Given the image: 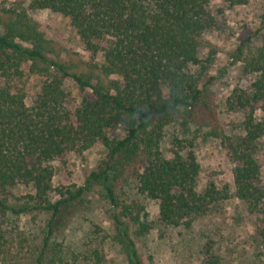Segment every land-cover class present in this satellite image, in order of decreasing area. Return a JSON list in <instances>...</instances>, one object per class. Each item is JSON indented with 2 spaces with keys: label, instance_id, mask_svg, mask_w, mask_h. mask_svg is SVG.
<instances>
[{
  "label": "trees",
  "instance_id": "1",
  "mask_svg": "<svg viewBox=\"0 0 264 264\" xmlns=\"http://www.w3.org/2000/svg\"><path fill=\"white\" fill-rule=\"evenodd\" d=\"M221 1L228 7L250 2ZM208 5L209 0H14L9 7L0 3V264L7 215L33 211L49 215L43 248L35 259V264H46L52 237L83 204L86 191L74 184L54 185L53 162L64 167L70 153L81 154L96 145L106 156L90 179L102 180L116 236L130 264H143L131 224L141 235L150 225L142 221L139 203L118 198V184H133L138 193L157 202L159 221L173 227L191 226L229 198L228 186L220 188L211 178L199 184L201 170L192 142L173 133L167 150L162 148L166 127L186 128L203 101L213 53L203 58L200 52L205 34L217 22ZM25 6L69 20L90 58L86 68L45 55V39ZM236 55L253 80L248 88H234L225 105L245 112L243 134L220 135L233 164V195L253 218L254 239L264 244V27L260 45L243 57L238 46ZM97 56L102 58L99 65ZM28 62L41 79L30 105L23 88L13 84ZM66 80L79 87L80 101L70 98ZM18 185L32 192L12 206L7 197ZM204 253V264H222L212 241L205 244ZM89 259L90 264H104L98 248L91 250Z\"/></svg>",
  "mask_w": 264,
  "mask_h": 264
},
{
  "label": "rangeland",
  "instance_id": "2",
  "mask_svg": "<svg viewBox=\"0 0 264 264\" xmlns=\"http://www.w3.org/2000/svg\"><path fill=\"white\" fill-rule=\"evenodd\" d=\"M13 2L0 0L7 7ZM208 8L216 15L217 22L205 34L200 52L203 58L213 53L209 76L205 79L208 81L204 85L203 101L194 110L186 128L166 127L162 148L164 152L167 150V142L173 133L185 139L186 143L192 142L200 164L199 184L211 178L220 188L228 186L229 198L207 215L195 218L191 226L173 227L159 221L157 202L138 193L133 184H118V198L124 203H139L143 207L141 219L150 225L149 231L142 235L137 234L135 225L130 227L143 264H204L208 241L213 242V250L221 256L222 264H264V244L253 237V218L233 195V164L226 155L220 135L243 134L245 112L228 110L225 101L234 88H248L253 80L252 75L243 71L242 59L236 54L238 46L242 48L243 57L260 45L264 0H250L246 5L235 7H228L221 0H209ZM27 12L45 39V55L77 64L82 70L86 68L85 63H89L90 58L67 18L44 10L27 9ZM95 61L99 65L101 56H97ZM35 69L34 65L26 63L23 76L13 81L15 86L23 88L28 105L41 82ZM0 84H4L3 79H0ZM64 87L70 98L77 102L81 100L79 87L73 81L66 80ZM261 146L264 149V137ZM105 156V149L96 145L81 154L70 153L64 167L58 161L53 162L54 185L74 184L86 191L83 204L52 237L45 255L46 264H90L89 255L95 248L104 254V264H130L116 236L113 208L105 195L102 180L90 179L91 172L97 170ZM260 163L264 183V152L261 153ZM31 192V189L18 185L11 190L7 202L15 206L22 202L21 197ZM48 219L49 215L41 211L21 215L9 213L6 219L7 242L1 264H35L43 248Z\"/></svg>",
  "mask_w": 264,
  "mask_h": 264
}]
</instances>
